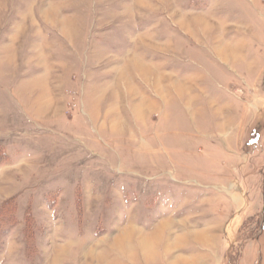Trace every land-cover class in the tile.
<instances>
[{"label": "rangeland", "instance_id": "1", "mask_svg": "<svg viewBox=\"0 0 264 264\" xmlns=\"http://www.w3.org/2000/svg\"><path fill=\"white\" fill-rule=\"evenodd\" d=\"M186 261L264 264V0H0V264Z\"/></svg>", "mask_w": 264, "mask_h": 264}, {"label": "bare ground", "instance_id": "2", "mask_svg": "<svg viewBox=\"0 0 264 264\" xmlns=\"http://www.w3.org/2000/svg\"><path fill=\"white\" fill-rule=\"evenodd\" d=\"M225 50V49H224ZM235 56V55H234ZM168 224V223H167ZM163 226V225H162ZM159 231H162L161 230V228L159 229ZM169 231V230H168ZM159 233H161V232H159ZM127 235V234H126ZM159 236V234L156 232V234L154 235V239L152 238H150V240L149 239H147L146 237H144V236H142L141 237V244L139 245V248H140V250H141V252H143V254H145V255H148V250H149V245L150 244H152V243H154L155 242V240L157 239L156 237H158ZM124 238H129V234H128V237L127 236H124ZM123 241V240H122ZM121 241L120 242H118V245L119 246H121ZM125 245V244H124ZM172 248V247H171ZM128 250V249H127ZM155 253V252H154ZM153 254V253H152ZM146 257V256H145ZM149 257V256H148ZM154 259H155V257H154ZM153 259V260H154ZM193 262H195L194 260H193ZM175 263V262H174ZM177 263V262H176ZM175 263V264H176ZM178 263H179V261H178ZM186 264H189V262H185Z\"/></svg>", "mask_w": 264, "mask_h": 264}]
</instances>
